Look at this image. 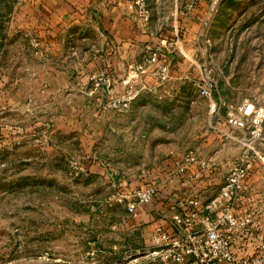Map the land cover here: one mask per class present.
<instances>
[{"label":"rangeland","instance_id":"rangeland-1","mask_svg":"<svg viewBox=\"0 0 264 264\" xmlns=\"http://www.w3.org/2000/svg\"><path fill=\"white\" fill-rule=\"evenodd\" d=\"M44 4L0 0V264H178L153 254V225L140 216L158 201L131 216L117 197L128 185L175 173L168 162L189 150L210 163L224 152L237 156L234 132L226 141L232 146H222L221 116L210 127L207 101L191 86L188 100L178 86L172 94L142 91L130 100L121 97L127 87L114 93L94 87L89 76L103 68L94 65L91 20L53 31L61 23ZM160 17V31L169 30L173 16ZM208 29V52L194 57L209 55L210 73L233 95L229 101L264 106V0H221ZM199 174L195 181L174 176L160 199L193 195L205 202L225 173ZM165 220L159 223L171 233ZM257 225L243 238L234 233L241 255L255 251L264 231Z\"/></svg>","mask_w":264,"mask_h":264},{"label":"built area","instance_id":"built-area-1","mask_svg":"<svg viewBox=\"0 0 264 264\" xmlns=\"http://www.w3.org/2000/svg\"><path fill=\"white\" fill-rule=\"evenodd\" d=\"M180 0H174L175 7ZM221 0H210L208 13L217 11ZM196 0H185L180 13L184 16L196 8ZM129 7L142 18L149 16L147 0H130ZM207 19L203 25H207ZM181 31L177 30L173 38L164 42L166 49L178 47ZM143 63L137 66L140 71L155 67L153 74L165 79L168 76V63L160 58L162 49L147 46ZM161 61V62H159ZM94 87L110 88L113 86L112 75L106 71H94L89 76ZM197 93L206 99L210 116L209 125L215 128L211 118L220 117L228 127L236 129L239 134L236 141L241 152L226 160V173L217 192L201 202L193 195L168 198L171 209V233L163 226L157 225L152 233V241L157 248L153 254L178 264H264V231L255 251L250 255H241L234 249V233H240L241 238L251 233L255 223L253 214L242 213L239 209L247 192V179L257 161L262 160L264 150V106L251 99L240 102L226 100L220 92L216 80L211 73H206L197 82ZM143 84L126 88L121 97L130 100L144 90ZM112 88L110 89V91ZM114 93V92H113ZM114 100V99H113ZM227 138L228 135L224 134ZM196 165L199 170L211 168L213 163L199 157L193 150L186 152L175 162L176 173H184L189 165ZM199 173H195L197 176ZM193 177V175H191ZM163 187L156 182H148L140 186L128 185L126 191L117 197L124 202V208L131 216L137 214V207L149 205Z\"/></svg>","mask_w":264,"mask_h":264},{"label":"crops","instance_id":"crops-1","mask_svg":"<svg viewBox=\"0 0 264 264\" xmlns=\"http://www.w3.org/2000/svg\"><path fill=\"white\" fill-rule=\"evenodd\" d=\"M129 1L130 0H44V7L46 13L52 17H56L58 22L60 21L61 23L59 26H52V30H58L59 27H62V24L66 27V22L68 21L73 20L74 23L80 21L81 18L89 17L91 20L92 34L96 37L94 38L96 43L92 48L97 52L94 65L102 67L103 69L100 71H106L112 75L113 92L123 91L126 87L143 84L145 88L141 94H147L148 92L160 93L162 95L165 93L172 94L174 91L173 88L178 86L176 92H180L179 97L188 100L191 96V86L194 90L193 92L198 95L197 82L200 81L206 73H210L212 69L210 60L207 61V59H209V53L207 54V58L202 59L201 62L194 57L197 55V51L201 50L202 54L208 52L206 51V46L210 42L208 25L213 15L208 13L210 0H196V8L186 16L182 15L180 10L175 6L174 8L167 6V4L170 6L171 0H147L149 9L147 20L140 18V16L129 7ZM168 12L173 16V20L168 24L170 26L168 28L169 30L160 31V24L162 23L160 13L163 14V18H166ZM206 19L208 24L204 26L203 21ZM52 30L48 32L50 33ZM177 30H180L182 34L179 46L169 50L166 49L164 42L167 39L173 38ZM165 32H169L170 36L167 37ZM157 43H160L161 46L154 45ZM147 46H155L162 49V54L164 55L160 60H164L168 63L169 69L167 78L160 79L159 76L153 74L152 72L155 67L150 66L145 72L137 68L138 65L143 63V59L147 52ZM174 66H179L176 72L172 70ZM197 70H199V72L201 71V75L197 76L194 74ZM61 74H63L62 76H66L64 73ZM227 81L228 79H226V82ZM219 89L221 95L226 100L229 101L233 98V95L228 90ZM262 91L261 93H263ZM262 95L264 96V94ZM218 123L220 125L218 127L220 137H224V134L228 135L227 138L224 137L225 143L221 145L225 148L226 146L231 147L233 141V143L235 142L234 152L239 151L241 147L235 137L239 132L225 125L222 120V115ZM232 132L235 134L233 140L226 142L227 139H231ZM219 141H221V138ZM209 145L212 146L210 143ZM222 151L229 152L228 150ZM219 152L216 150L213 156L215 157ZM209 156H211V153ZM181 157L168 162L171 163V168H175V162L180 160ZM231 158L233 157L225 155L224 152L221 160L219 162L214 161L211 168L199 170L196 165L192 164L188 166L184 173H176V171L175 173H159L155 182L163 185V187L156 196L155 201L158 202L155 204L154 209L148 212L145 211L147 212L146 214L140 213V216L142 215L141 217L145 219L144 221L153 225L152 231H154L157 225L163 226L159 221H166L165 219L169 221L171 209L169 208L170 203L166 199L161 200L162 198H167V195H164L162 192L165 191L169 194L172 184L176 183V180L172 178L174 176H182L186 181H195L201 176L200 174L194 176L195 173H226L225 162ZM210 159L213 158L210 157ZM191 175H193V177H191ZM205 183H210V180ZM247 186V192L242 199V209L240 211L253 214L255 223L258 224L259 227L261 226L259 230L262 231V229H264V215L258 220L256 212L257 210L264 209V150L262 160L257 161L250 172V176L247 179ZM143 206L146 208L147 206L149 207V205ZM166 207H168V209L164 210L163 208ZM236 249H238V247H236Z\"/></svg>","mask_w":264,"mask_h":264}]
</instances>
